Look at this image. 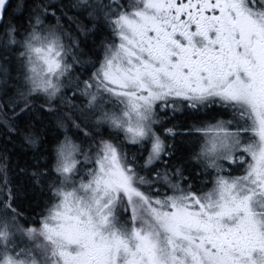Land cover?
<instances>
[{
	"label": "snow or ice",
	"instance_id": "snow-or-ice-1",
	"mask_svg": "<svg viewBox=\"0 0 264 264\" xmlns=\"http://www.w3.org/2000/svg\"><path fill=\"white\" fill-rule=\"evenodd\" d=\"M0 264H264V0H0Z\"/></svg>",
	"mask_w": 264,
	"mask_h": 264
}]
</instances>
